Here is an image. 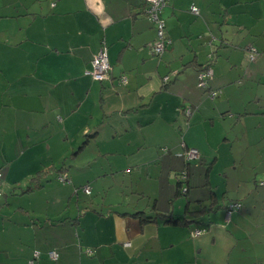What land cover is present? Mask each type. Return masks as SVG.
Instances as JSON below:
<instances>
[{"label": "crops", "instance_id": "0c3cea01", "mask_svg": "<svg viewBox=\"0 0 264 264\" xmlns=\"http://www.w3.org/2000/svg\"><path fill=\"white\" fill-rule=\"evenodd\" d=\"M145 7L0 0V264H264V0H168L159 59ZM104 45L100 82L85 72ZM70 151L86 166H60Z\"/></svg>", "mask_w": 264, "mask_h": 264}, {"label": "built area", "instance_id": "2783aa9c", "mask_svg": "<svg viewBox=\"0 0 264 264\" xmlns=\"http://www.w3.org/2000/svg\"><path fill=\"white\" fill-rule=\"evenodd\" d=\"M144 2L146 3V8L144 13L146 17L152 22L156 31V39L152 44H150V51L152 55H154L156 58L159 59L161 55L164 53L166 47L170 44V40L167 39L164 35L165 24L164 21L161 19V12L163 8L166 6L168 0H144ZM190 12L197 15L198 9L194 6H191ZM254 55H255V51L253 49H250L248 53L249 59H253ZM110 72H111V66L108 62L107 47L104 45L93 56L91 60V69L86 71L85 74L90 76L93 80L101 82L109 79ZM211 76H212V70L210 67H206L203 70L199 71L197 75V86L200 88H207V83L208 80L211 78ZM162 80L164 84L167 83V77H164ZM120 83L125 84L126 78L121 77ZM217 95L218 92L216 91H208V97L211 99H214ZM182 111L186 115H189L191 112V108L186 107ZM183 156L185 160L188 162L200 159V154L195 149H186V151L183 153ZM179 180L182 181L183 183L187 181V173L183 172L179 176ZM58 181H60L61 183L68 182L67 177L64 174L58 175ZM186 190H187L186 187H183V192H185ZM83 191L88 195L90 194V188L88 186L84 187ZM239 207L240 204L238 202H231L230 204H228L226 208L227 209L226 218L228 219L232 210L238 209ZM203 233H204L203 229L197 228L191 232V237L195 238L202 235ZM48 256L50 259L56 260L58 255L55 251H51L49 252ZM36 257H38V253L34 252L33 258L35 259ZM34 259L28 261L27 264H33Z\"/></svg>", "mask_w": 264, "mask_h": 264}, {"label": "trees", "instance_id": "16d2710c", "mask_svg": "<svg viewBox=\"0 0 264 264\" xmlns=\"http://www.w3.org/2000/svg\"><path fill=\"white\" fill-rule=\"evenodd\" d=\"M144 4L146 5V3L144 2ZM146 8V7H145ZM145 11V10H144ZM206 67H209V65H205V66H202V67H200V69H199V71H201V70H203L204 68H206ZM39 175H41V174H38L36 177H34V179H32V181H35L34 182V184H33V186L31 187H28L26 190H25V192H29V191H32L34 188H37L38 186H41L40 185V183H38L39 182ZM184 184H186V181L183 183L182 181H180L179 179H178V181H177V187H176V195H184L185 193H186V191L185 192H183V187H187L186 185H184ZM186 189H188V188H186ZM239 203V202H238ZM240 204V203H239ZM201 207H200V210H199V212H196V213H193V214H197V213H200L201 212ZM133 217H137L139 220H140V222L141 223H147V222H151L152 220H154V217H150V216H146L145 214H143V213H136V214H134V215H132ZM157 216H159L160 218H161V220L164 222V223H166V224H173V225H177V224H185V223H187L186 222V220L185 219H178V218H175V217H173V216H165V215H158L157 214Z\"/></svg>", "mask_w": 264, "mask_h": 264}, {"label": "rangeland", "instance_id": "374dc122", "mask_svg": "<svg viewBox=\"0 0 264 264\" xmlns=\"http://www.w3.org/2000/svg\"><path fill=\"white\" fill-rule=\"evenodd\" d=\"M78 150V147H76L75 149H74V152H76ZM93 151H94V148H93ZM92 152V148H89V149H86L85 150V152H84V154H89V153H91ZM71 154H72V152L70 151L69 152V154L67 155V157L65 158V159H63V161L61 162V164H59L60 166H65V169L66 170H73L74 172H76V171H78V169L79 168H81L82 166L84 167V166H86V164L84 163V160H82V161H80V157L78 156V157H76V158H74L73 157V155L71 156ZM198 160H193V161H191V163H194L195 164V162H197ZM85 169H87V168H85ZM185 185V184H184ZM179 199H185V197L183 196V195H181L180 196V198H178V200ZM175 203V202H174ZM170 206H173V205H171L170 204ZM204 225H205V227L204 228H201V229H203L204 230V233L205 232H207L206 231V229H208L207 227H208V224H206V223H204ZM229 230V229H228ZM203 233V234H204ZM227 236V234L223 231V232H221L220 234H219V237H217L218 238V241L217 242H219L220 243V238H225ZM225 245V244H224Z\"/></svg>", "mask_w": 264, "mask_h": 264}]
</instances>
